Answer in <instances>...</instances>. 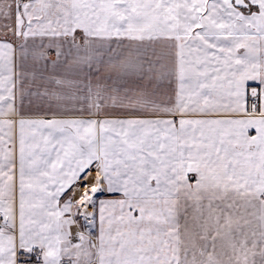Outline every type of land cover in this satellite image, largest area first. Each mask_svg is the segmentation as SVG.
I'll use <instances>...</instances> for the list:
<instances>
[{
    "label": "snow or ice",
    "instance_id": "obj_1",
    "mask_svg": "<svg viewBox=\"0 0 264 264\" xmlns=\"http://www.w3.org/2000/svg\"><path fill=\"white\" fill-rule=\"evenodd\" d=\"M0 264H264V0H0Z\"/></svg>",
    "mask_w": 264,
    "mask_h": 264
}]
</instances>
